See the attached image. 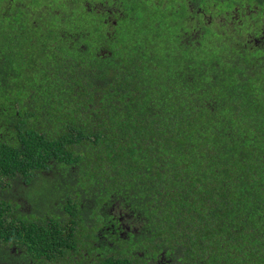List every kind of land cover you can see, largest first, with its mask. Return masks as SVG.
<instances>
[{"label":"trees","instance_id":"16d2710c","mask_svg":"<svg viewBox=\"0 0 264 264\" xmlns=\"http://www.w3.org/2000/svg\"><path fill=\"white\" fill-rule=\"evenodd\" d=\"M0 264H264V0H0Z\"/></svg>","mask_w":264,"mask_h":264},{"label":"rangeland","instance_id":"374dc122","mask_svg":"<svg viewBox=\"0 0 264 264\" xmlns=\"http://www.w3.org/2000/svg\"><path fill=\"white\" fill-rule=\"evenodd\" d=\"M63 9L65 10V7H63ZM83 246H85V245H83Z\"/></svg>","mask_w":264,"mask_h":264}]
</instances>
